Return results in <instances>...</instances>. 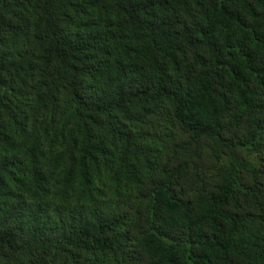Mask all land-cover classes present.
<instances>
[{
  "label": "trees",
  "instance_id": "trees-1",
  "mask_svg": "<svg viewBox=\"0 0 264 264\" xmlns=\"http://www.w3.org/2000/svg\"><path fill=\"white\" fill-rule=\"evenodd\" d=\"M0 264H264V0H0Z\"/></svg>",
  "mask_w": 264,
  "mask_h": 264
}]
</instances>
